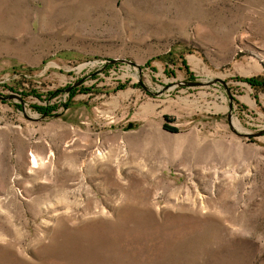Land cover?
<instances>
[{
	"label": "rangeland",
	"instance_id": "obj_1",
	"mask_svg": "<svg viewBox=\"0 0 264 264\" xmlns=\"http://www.w3.org/2000/svg\"><path fill=\"white\" fill-rule=\"evenodd\" d=\"M0 94V264H264V0H0Z\"/></svg>",
	"mask_w": 264,
	"mask_h": 264
},
{
	"label": "water",
	"instance_id": "obj_2",
	"mask_svg": "<svg viewBox=\"0 0 264 264\" xmlns=\"http://www.w3.org/2000/svg\"><path fill=\"white\" fill-rule=\"evenodd\" d=\"M117 61H124V60L123 59H112V60H110V62H117ZM217 81L223 83L224 85L226 84L225 81H223L222 79H214V80H209V81H186V82H183V84H186L188 86H206V85H211ZM141 84L144 86V84L142 82H141ZM70 88H68V90ZM168 88H169L168 85L165 86V89H168ZM162 92H163L162 90L159 91V93H162ZM8 98H12V96L6 97L5 95L0 94V99L6 100ZM229 120H230V115H229ZM239 134H241V133H239ZM263 134H264V130H260L257 133H247L246 135H248V136H250V135L261 136Z\"/></svg>",
	"mask_w": 264,
	"mask_h": 264
},
{
	"label": "bare ground",
	"instance_id": "obj_3",
	"mask_svg": "<svg viewBox=\"0 0 264 264\" xmlns=\"http://www.w3.org/2000/svg\"><path fill=\"white\" fill-rule=\"evenodd\" d=\"M31 162L34 165H37L39 163L37 157L34 154L31 155Z\"/></svg>",
	"mask_w": 264,
	"mask_h": 264
},
{
	"label": "trees",
	"instance_id": "obj_4",
	"mask_svg": "<svg viewBox=\"0 0 264 264\" xmlns=\"http://www.w3.org/2000/svg\"><path fill=\"white\" fill-rule=\"evenodd\" d=\"M248 82H252V84L255 82L254 79L248 80Z\"/></svg>",
	"mask_w": 264,
	"mask_h": 264
}]
</instances>
